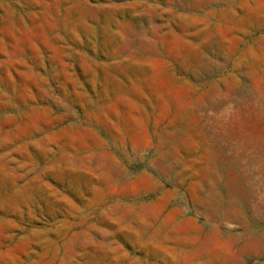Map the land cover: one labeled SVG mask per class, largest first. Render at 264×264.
I'll use <instances>...</instances> for the list:
<instances>
[{
    "label": "rangeland",
    "instance_id": "1",
    "mask_svg": "<svg viewBox=\"0 0 264 264\" xmlns=\"http://www.w3.org/2000/svg\"><path fill=\"white\" fill-rule=\"evenodd\" d=\"M0 264H264V0H0Z\"/></svg>",
    "mask_w": 264,
    "mask_h": 264
}]
</instances>
